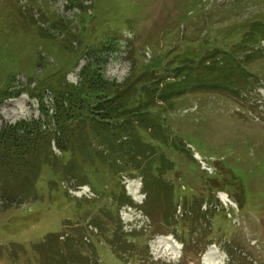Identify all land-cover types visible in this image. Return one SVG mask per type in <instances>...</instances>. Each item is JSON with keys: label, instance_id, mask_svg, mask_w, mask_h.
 <instances>
[{"label": "rangeland", "instance_id": "374dc122", "mask_svg": "<svg viewBox=\"0 0 264 264\" xmlns=\"http://www.w3.org/2000/svg\"><path fill=\"white\" fill-rule=\"evenodd\" d=\"M234 62L242 69L232 87ZM221 66H227L223 74ZM95 72L115 86L108 92L119 94L115 104L79 96L71 116L57 112L68 92L86 89L85 74ZM121 87L130 89L128 99ZM116 100L117 112L126 115L113 119ZM104 107L110 119L98 115ZM105 121L110 127L131 122L133 130L108 131L99 125ZM140 122L143 131L151 126L152 139L161 130L159 140L137 132L147 142L137 141ZM18 124L28 127L21 134L26 144L36 142L40 162L18 155L0 160V264H202L199 253L212 244L224 264H264V0H0V128ZM131 142L138 145L133 154ZM142 148L148 153H138ZM99 151L113 155L107 169L115 159L119 164L115 178L123 198L110 217L99 202L112 201L117 180L97 188L99 199L84 177L90 169L106 173L95 166L103 160ZM137 158L158 189L162 181L173 185L166 207L148 206L156 197L146 198ZM56 172L62 188L49 189ZM134 184L141 189L136 201L129 194ZM34 187L42 190L37 197ZM219 192L235 205L223 203ZM78 202L88 214L73 229H80L77 241L92 245L70 247L75 231L68 224L77 221L72 207H61ZM94 212L103 217L99 228L89 224L97 221L89 217ZM111 217L119 229L112 245L105 224ZM162 234L189 248L182 258H166L156 245ZM116 241L121 260L112 248Z\"/></svg>", "mask_w": 264, "mask_h": 264}, {"label": "trees", "instance_id": "16d2710c", "mask_svg": "<svg viewBox=\"0 0 264 264\" xmlns=\"http://www.w3.org/2000/svg\"><path fill=\"white\" fill-rule=\"evenodd\" d=\"M233 66L237 69V72L229 79V83H230V85L232 87L238 82V80H237L238 73L242 69V65L240 63L234 62ZM226 68H227V66H221V67L218 68L217 71L219 72V74H223L224 70ZM214 71H216V70H214ZM228 77L229 76H226V79ZM84 79H85L84 86L86 87V89L84 91H88V92L90 91V92L89 93H84V91L82 89H78L76 91V93L75 92H68L67 96H66V100H65L66 107L63 106V104H61L60 107L57 108V112L60 111L62 116H68V115L71 116L72 115V112H71V107H72V104H73L72 100L74 98L75 99L80 98L79 96L85 97L86 100L92 101L95 105H100V104H103V103H108L110 105H114L115 104L113 98L118 97L119 94L116 91L112 95L108 94V92L113 91V88L115 86L114 85H109L108 83H105L103 81V79H102V76L98 72H95V77H92V78L90 77V75L85 74V78ZM162 81H163V78L162 79H158L157 78V82L158 83L162 84ZM134 84H135V82L132 83L131 88H132V86ZM153 84H154V82L152 81V85ZM7 88H9V86ZM139 88H141V87H139ZM94 91H96L97 94L95 96H91V94ZM120 91H122L121 93L126 94L124 96V99H128L129 98V96H130V89L129 88L121 87ZM233 92H234V90H233ZM116 105H117V100H116ZM118 108H119V106L117 105V107L111 109V112L114 115L113 119L118 118L121 114L122 115H124V114L126 115V113H124V112H120V111L117 112ZM97 110L99 112H105V113H99V114L96 113V114L101 115V116L104 115L101 119H108L109 118V114L107 113L108 108L104 107V108L97 109ZM99 122H102V120H100ZM142 124H146V123L140 122L139 126H138V130H135V133H136L137 141H139L141 143H145L147 141H143L142 139H139L137 137V132L142 137H143V133H145L146 139H152L151 136L153 134V129L151 128V126H149V127L147 126L149 132L148 131H143L142 130ZM99 125L103 126L108 131H110L112 128H114V129L120 128L121 130L123 128H130L131 130H133L131 122H127L126 124H123V125L115 122V126H111L110 127V122L105 121L104 124L99 123ZM62 126L63 127H61V128L64 129V124H62ZM27 128L28 127L25 124H18L16 126H9V127L3 128V129L0 128V153L2 154V156H0V160H6L8 158V156H10V155H12V156L18 155V158L20 157L22 160H26V156H28V157L36 156L37 157L35 152L37 150H39L40 148L35 146L36 142L33 144V142L31 141L30 144H26V143L29 142V140L28 139L25 140L24 136L21 134V132H23ZM161 134H162L161 130L157 131V133H156L157 138L160 137ZM19 138H22V143H24L26 145H20L19 141H18ZM157 138H153L152 140L153 141L159 140ZM160 140L163 142L162 138ZM153 141L151 142V146L153 144ZM8 142H10V143L8 144ZM147 144H149V148H150V141ZM130 145H132L131 150H132V154H133L134 153V147H135V145H137V143L131 142ZM161 145L163 146L164 142L161 143ZM120 146H117L116 150H118ZM149 148H148V150H149ZM59 149L63 152V154H66V155L68 154V158L70 156H72L73 159H74V156H73L72 152L68 151V153H67L66 152L67 149H65L61 145H59ZM137 149H138V145H137ZM151 149H153V148L151 147ZM48 150H50L49 147H48ZM148 150L142 148V149L138 150V153L146 154V153H148ZM99 152L101 154V159H103V160L100 163H95V166H98L99 168L104 169L106 171V173L104 175H102L103 177H101L100 175H95L90 169L89 170V174H87L88 172H86V170H85V176H84L85 179H87V181H89L90 183H92L94 185L93 188L95 189V192L98 195H99V193L97 192V188L98 189H103L105 186H110L111 185V181L116 179L115 178V173H116L115 171L119 167L117 159H115L116 165L114 167H111L110 170H109V168L107 169V167H106L108 165V160L107 159L110 156H113V155L105 154L103 156L102 154H103L104 151H99ZM44 157L48 158V157H50V154L49 153H47V154L45 153ZM119 157H121V156H119ZM114 158H115V155H114ZM121 158H123V157H121ZM150 159H148V160H150ZM37 161L40 162L38 157H37ZM55 161H56L57 164H59L62 167L66 166V161L64 160V158L56 157ZM138 161H139V159L137 158L135 160V164L137 165V168L138 169H143V171H142L143 176H146V191H145V193L148 195L147 199H148V201H151L152 198H153V195H154V197H156V200L152 202V205L150 203H148V206L154 207V206H157L160 203V209H162L163 207H166L167 206L166 204H168L167 197L169 198L172 190L174 189L173 185H170V183L162 181V185H161L160 189H158L157 188L158 186L155 183H151L150 180L148 179L147 175L145 174V166H146V164H142V163L139 164ZM6 162H12V161H6ZM20 163L21 162L16 161L14 164L16 166H18ZM74 163H75V161H74ZM5 165H12V164L5 163ZM60 174H61V172L53 173V175H52L50 180L54 184L53 185H49V187H48L49 189L53 188V187H56V188L61 187V185L59 183L60 180H61V176H59ZM139 174L142 176L141 173H139ZM106 177H111V180L110 181L106 180ZM116 180H117L116 191L112 188V193H111L112 194V199H111L112 201L111 202H106V201L100 200V202H99V203H102L104 205V207L107 208V210L110 212V215L108 217H110L111 215L115 214V212H117L118 209L115 208V204L118 202L119 198L120 199L123 198L121 192L118 191V179H116ZM100 181H103V182L101 183ZM43 188H45V186ZM33 191L36 194V197H37V195L39 193L42 192V190H39V189H37L35 187H34ZM31 194H32V192H31ZM174 195H175V191H174ZM66 197L69 198L67 196V191H66ZM69 199L73 200V198H69ZM99 199H101L100 195H99ZM128 199L130 200L131 198H128ZM124 200L126 201L125 203H127V202L129 203V200H127L126 198H124ZM73 201H75V200H73ZM84 206L85 205L83 204V202H78L77 207H76V205L74 203H65L61 207L63 212L64 211L66 212L71 207L73 208V213H70V214L73 217H75V220L77 221V224L76 225L68 224L69 226H71L72 229H73V227L75 228L78 225L82 226V224H81L82 218L86 219V217H82L84 214H88V211L84 209ZM74 212H78V213L74 214ZM95 216H97V217H95ZM89 217L90 218L94 217V219L97 218V221L94 224H92L91 222L89 224L94 225L95 227L99 228L98 221L103 219L102 215L99 212H94ZM113 221L114 220H112V217H111V219L106 218V220H105V224L109 225L107 227V229H106V236H107V240L109 241L110 245H112V243H110L111 238L113 236H115L117 234L118 230H119V229H116L114 226H112ZM79 230H80L79 228L74 230L75 233L73 234L74 236L72 237L76 241L80 237V235L76 237V232L79 231ZM66 231L69 232L71 230L69 228H66ZM73 239H72V243L69 241V243H67L66 245H71L70 247H72V244H74V243L86 244L87 246L92 245L91 243L86 242V241H84V242H82V241L75 242ZM116 242H114L112 248H113V251H114L116 257L118 258V260L119 259L121 260L123 254L121 253V256H120L119 243L118 242L116 243ZM122 245L124 246V250H126L127 246H126V244H125V242L123 240H122ZM101 250L105 251V249H103V246L100 248L98 255L100 254ZM69 257H72V256H65V257L59 256L58 258L67 259L70 263H73L74 259H79V258L73 257L74 259L71 260V259H69ZM115 260H116V258H115Z\"/></svg>", "mask_w": 264, "mask_h": 264}, {"label": "bare ground", "instance_id": "6f19581e", "mask_svg": "<svg viewBox=\"0 0 264 264\" xmlns=\"http://www.w3.org/2000/svg\"><path fill=\"white\" fill-rule=\"evenodd\" d=\"M263 117V116H262ZM138 191H139V187L135 184V186H134V188H131L130 189V195H132L131 193H133V195L135 194V196L136 195H138ZM132 195V196H133ZM222 195V196H221ZM220 196H221V198L223 199V200H225V201H227V202H225L226 204H233L232 202H231V200H230V198H229V196L226 194V193H222ZM226 197H225V196ZM134 196V197H135ZM224 202V201H223ZM163 239H160V240H158V242L156 243V245H159L161 248H162V250H164L166 247H168V244H167V242H169V240H165V241H167V242H165V241H162ZM215 250V248H212V252ZM219 258V257H218ZM213 259H217V257H215L214 256V258ZM219 260H220V258H219Z\"/></svg>", "mask_w": 264, "mask_h": 264}]
</instances>
